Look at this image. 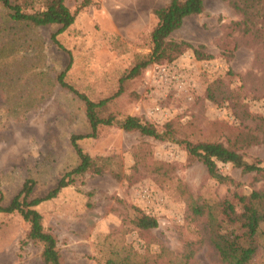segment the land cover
<instances>
[{"label": "rangeland", "instance_id": "obj_1", "mask_svg": "<svg viewBox=\"0 0 264 264\" xmlns=\"http://www.w3.org/2000/svg\"><path fill=\"white\" fill-rule=\"evenodd\" d=\"M31 1L27 11L41 0ZM167 3L65 0L75 19L64 30L13 22L0 5V207L27 179L34 183L28 201L46 196L78 165L70 137L91 130L83 103L55 82L57 74L65 71L66 82L93 102L111 98L100 116H112L113 124L78 141L103 174L76 177L32 208L56 238L62 264H223L211 242L212 220L225 219L219 205L238 209V197L262 188L254 173L218 161V173L233 184L217 182L182 142L221 143L264 168V24L244 22L229 1L205 0L203 12L185 18L170 39L202 47L211 58L197 60L186 50L120 86L150 50L152 12ZM127 116L169 135L125 132ZM135 210L154 217L157 227L136 228ZM28 230L19 214L0 212V264H44ZM260 232L250 264H264V225Z\"/></svg>", "mask_w": 264, "mask_h": 264}, {"label": "trees", "instance_id": "obj_2", "mask_svg": "<svg viewBox=\"0 0 264 264\" xmlns=\"http://www.w3.org/2000/svg\"><path fill=\"white\" fill-rule=\"evenodd\" d=\"M205 0H168V3L156 10L154 13L157 23L150 32V50L146 55L134 61L125 76L120 79V86L125 80L137 78L151 64L171 63L186 50H191L197 60L211 58L202 51V47H193L184 41H173L170 35L178 30L184 19L189 16L199 15L204 10ZM240 14L244 22L249 23L252 19L264 24V0H225ZM31 0H0V5L7 10L8 17L13 22L24 23L34 27L46 25H60L62 30L73 24L75 14L71 13L65 5V0H41L39 8L27 11V7H33ZM52 42L59 46L56 35L51 36ZM55 82L65 91L71 93L84 105L85 118L91 130L89 135H73L70 143L78 160V165L71 171L65 173L57 182L56 187L42 198L28 201L34 183L25 180L20 191L12 198L6 207H0L2 213H17L29 225L26 235L27 240L39 243L42 246L41 260L44 264H62L57 250L56 238L43 229L41 215L32 209L41 202L55 198L58 192L72 184L76 177H83L86 173L101 175L104 167L98 164L96 159L89 157L80 148L78 141L86 137H95L100 126H111L114 122L112 116L101 117L102 110L111 98L102 99L98 102L91 101L87 96L80 93L65 80V71L55 77ZM121 93V89L115 96ZM208 97L212 101L217 98L211 89H208ZM120 127L125 132L136 131L142 136L155 140L165 139L168 131L159 133L155 127L142 122L134 116H127ZM182 144L189 158L201 161L206 167L208 176L223 184H233L232 179L218 173L216 161L231 163L239 168L242 173H254L262 182V188L252 191L248 196L238 197V209L228 203H222L219 208L221 215L225 218L221 221L213 219L217 228L213 229L211 242L216 250L219 260L223 264H250L253 254L256 252V239L261 234L260 227L264 225V168L258 163H245L241 156L229 147L216 142L191 143L183 141ZM136 216L133 223L136 228L146 231L157 227L158 223L154 217L135 210ZM194 212H199L196 209ZM264 254V253H263ZM107 264H136L126 259H110Z\"/></svg>", "mask_w": 264, "mask_h": 264}]
</instances>
